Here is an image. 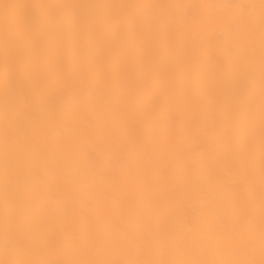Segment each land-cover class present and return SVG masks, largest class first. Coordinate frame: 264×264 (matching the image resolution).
<instances>
[{
    "label": "bare ground",
    "instance_id": "bare-ground-1",
    "mask_svg": "<svg viewBox=\"0 0 264 264\" xmlns=\"http://www.w3.org/2000/svg\"><path fill=\"white\" fill-rule=\"evenodd\" d=\"M0 264H264V0H0Z\"/></svg>",
    "mask_w": 264,
    "mask_h": 264
}]
</instances>
